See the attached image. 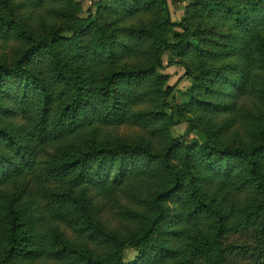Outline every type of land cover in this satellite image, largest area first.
Listing matches in <instances>:
<instances>
[{"label":"trees","instance_id":"trees-1","mask_svg":"<svg viewBox=\"0 0 264 264\" xmlns=\"http://www.w3.org/2000/svg\"><path fill=\"white\" fill-rule=\"evenodd\" d=\"M32 1L56 5L54 13L61 22L37 37L13 18L15 6L8 1H5L6 12L0 13V35L26 44L11 64L0 61V120L5 121L0 124V186L29 174L55 183L45 192L50 213L62 218L79 234L116 249L122 247L124 241L101 224L92 198L84 196L83 192L73 193L74 188L84 191L87 186H119L131 175L148 167L169 176L170 186L152 196L147 202V212H136V217L144 219L145 223L130 241V247L137 253L132 260H122L117 251L104 259L93 257L86 249L73 245L57 232L49 238L43 237L46 243H40L42 235L37 237L29 233L23 222L15 214H10L6 220V247L0 254V264H11L19 257L33 260L42 254L57 262L67 260L69 264H150L161 261L168 258L172 250L169 246L159 245L154 237L160 234L161 224L169 218L167 201L176 198L188 205L187 216L198 219L207 214L218 229L212 240H194L190 244L193 254H205L207 261L204 264H228L219 240L221 234L232 230V225H226L224 216L203 202L195 184L197 170L190 163L194 154L197 164L207 174L254 192L256 197L245 206L233 227L237 229L245 224L264 238V113L254 145L250 147L220 146L210 140L187 144L180 139H170L157 153L141 144L123 142L114 145L90 143L75 150L71 144H66L95 121L115 125L131 119L129 114L133 107L148 97L160 100L155 110L138 113L141 120L162 123L166 129L182 122L173 120L172 114H177L179 109L173 110L167 102L173 87L163 89L161 84L149 82H164L166 79L158 72L163 68L164 51L178 58H184L188 53L210 56L211 40L205 35L208 29L197 31L182 22L172 23L168 18L167 0H98L95 9L88 10L83 17L78 15L77 0ZM154 6L162 15L160 23L116 27L117 23ZM202 6L221 12L230 26L248 39L259 40L256 45L262 47L264 38L260 33L264 28V0H206ZM171 32L173 43L167 39ZM86 36H93L89 46L84 44ZM122 36L128 43L120 40ZM148 43L152 45L145 51L147 62L144 65L128 67L124 64L108 70L99 85H93L95 83L87 74L90 65L125 60L131 50L137 48L136 45ZM38 59L46 63L43 74L32 66ZM72 60L81 64L74 67ZM256 61L260 65L259 58ZM83 63L90 64L85 67ZM178 63L184 66L187 76L193 75L186 61L170 59L168 66ZM218 68L211 67L213 77ZM220 78L221 84L227 88L222 92L225 97L240 90L241 75L235 78L222 75ZM190 99L204 108L223 107V104L215 106L198 99L193 92ZM167 109L171 110L170 114ZM176 153H179L180 166L174 162ZM62 183L69 186L64 187ZM211 251L214 255L210 254ZM256 262L264 264V246L257 253Z\"/></svg>","mask_w":264,"mask_h":264},{"label":"rangeland","instance_id":"rangeland-1","mask_svg":"<svg viewBox=\"0 0 264 264\" xmlns=\"http://www.w3.org/2000/svg\"><path fill=\"white\" fill-rule=\"evenodd\" d=\"M5 1L15 6L13 18L37 37L61 22L54 13L57 9L56 5L38 4L32 0H0V13L3 14L6 12ZM77 1L78 15L83 17L88 10L95 9V3L98 0ZM205 1L167 0L168 18L172 23L182 22L197 31L208 29L205 35L211 40V55L203 57L188 53L184 58H178L164 51L163 68L158 72L166 79L164 82H149L161 84L163 89L173 87L167 102L173 110L177 108L180 110L177 114H172L173 120H182V122H176L177 124L166 129L162 123H146L143 119L141 120L138 113L155 110V105L157 106L160 100L148 97L143 98L133 107L129 114L131 119L115 125L95 121L69 139L66 144H71L75 150L76 147H85L90 143L114 145L123 142L141 144L157 153L164 149L170 139H180L187 144L210 140L220 146L250 147L254 145L261 115L264 113V86L262 85L264 84V40L262 47L259 48V45H256L259 40L255 42L236 31L221 12L205 9L202 6ZM145 9L134 17L117 23L116 27H129L131 24L148 26V24H157L162 21V15L155 6ZM171 36L172 32L167 37L169 43L174 41ZM260 37L264 38V28ZM92 40L93 36H86L84 44L89 46ZM120 40L128 43L124 36ZM25 45L12 37L0 35V61L11 64ZM151 45L150 43L136 45L137 48L131 50L127 59L113 64L89 66L90 63L87 65L83 63L82 65L89 66L90 71H87V74L95 83L93 85H96L108 70L118 69L124 64L128 67L144 65L147 62L145 51ZM257 58L262 66L256 61ZM170 59L186 61L193 75L187 76L184 66L179 63L168 66ZM71 63L74 67L81 64L77 60H72ZM32 66L43 74L46 63L38 59L32 63ZM211 67H219L215 77L212 76ZM222 75L230 78L241 75L243 78L240 90L233 96L231 94L232 97H225L222 94L227 90L226 86L221 84ZM205 79L207 81H204ZM192 92L198 99L215 106L223 104V107L204 108L190 99ZM65 99L66 97L64 101ZM166 112L170 114L171 110L167 109ZM4 122L0 120V124ZM175 156L177 157L174 162L180 166L179 153ZM194 157L191 156L190 163L195 165L197 170L195 184L203 197V202L216 208L224 216L226 225H232V230L221 234L219 240L224 248L228 264H257V253L264 246V238L245 224L237 229L233 227V223L239 221L245 206L256 195L249 189L207 174L197 164L195 154ZM262 168L264 169V159ZM53 185L55 183L45 182L29 174L27 177H17L0 186V254L6 247L4 236L7 217L15 214L29 233L37 237L42 235L40 243H46L43 242V237L49 238L52 233L57 232L73 245L86 249L93 257L104 259L117 251L122 260H132L137 253L130 247V241L140 233L145 223L144 219L136 217V212H147L149 209L147 202L155 193L170 186V178L155 168L148 167L131 175L119 186H87L84 187V191L74 188L73 193L83 192L84 196L88 195L92 198V205L101 219V224L107 230L115 232L124 241V245L117 249L97 239H90L84 234H79L68 227L62 218L52 215L46 204L45 192ZM61 185L69 186L68 183ZM181 195L182 193L180 197ZM167 207L169 218L166 223L161 224V232L154 237V240L159 245L169 246L172 253L168 258L150 264H204L207 261L206 255L193 254L190 244L194 240H212L218 233L214 220L207 214L198 219L187 216L188 205L182 204L177 198L169 199ZM210 254L214 255V252L211 251ZM11 264H69V262L67 260L57 262L49 255L42 254L28 261L19 257L13 259Z\"/></svg>","mask_w":264,"mask_h":264}]
</instances>
